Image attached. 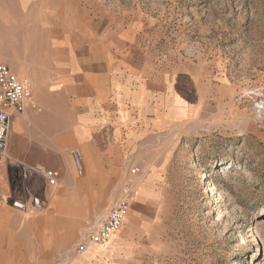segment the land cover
<instances>
[{"label": "rangeland", "instance_id": "rangeland-1", "mask_svg": "<svg viewBox=\"0 0 264 264\" xmlns=\"http://www.w3.org/2000/svg\"><path fill=\"white\" fill-rule=\"evenodd\" d=\"M10 5L62 7L68 27H111L143 64L144 88L152 81L160 87L163 116L176 98L178 124L133 145L120 167L112 204L125 181L132 204L106 264H264V120L255 121L252 109L264 93V0H0L4 55L24 47L23 40L17 46L2 39L12 27L1 15ZM0 62L11 68L1 55ZM2 161L4 249L12 235L23 239L28 215L44 210H17L14 202L41 195L46 179L8 150ZM111 206L80 223L75 238ZM75 238L44 264H76L83 255L73 251Z\"/></svg>", "mask_w": 264, "mask_h": 264}, {"label": "crops", "instance_id": "crops-1", "mask_svg": "<svg viewBox=\"0 0 264 264\" xmlns=\"http://www.w3.org/2000/svg\"><path fill=\"white\" fill-rule=\"evenodd\" d=\"M1 15L12 26L2 39H15L17 46L23 40L24 47L0 55L20 79L32 84L39 105L37 111L9 110V154L22 163L61 169L63 185L46 181L41 195L30 192L29 201L16 200L27 206H13L17 210H36L35 197L45 206L40 214L26 217L18 234L23 239L12 235L8 248L0 244V264H44L43 259L64 248L69 237L75 238L80 223L111 206L120 167L133 145L143 146L163 125L178 124L177 101L172 97V110L161 114L160 87L152 81L144 88L143 64L116 41L107 25L102 31L90 23L68 27L63 8L56 6L10 5ZM184 105L190 111L189 104ZM75 148L84 156L80 176L69 168ZM4 164L0 159V166ZM118 233L76 264H106L120 245Z\"/></svg>", "mask_w": 264, "mask_h": 264}, {"label": "built area", "instance_id": "built-area-1", "mask_svg": "<svg viewBox=\"0 0 264 264\" xmlns=\"http://www.w3.org/2000/svg\"><path fill=\"white\" fill-rule=\"evenodd\" d=\"M27 109L39 110V105L34 99L32 84L20 79L7 64L0 62V159L7 155L8 150L11 128L9 110L23 113ZM252 109L255 121L264 120V93L256 94ZM69 168L79 176L84 174V156L80 148H75L72 151ZM30 169L41 173L52 186L63 185V176L58 169L46 168L40 164L30 165ZM130 171L137 175L140 173V168L132 166ZM131 204V183L125 181L108 212L102 215L97 223L86 225L80 230L79 239L73 250L75 255H84L94 246L107 244L111 237L121 230ZM14 206L27 207L19 201H15ZM44 206L45 204L40 198L33 199L32 207L34 209L41 210ZM56 264H69V261L65 260Z\"/></svg>", "mask_w": 264, "mask_h": 264}, {"label": "bare ground", "instance_id": "bare-ground-1", "mask_svg": "<svg viewBox=\"0 0 264 264\" xmlns=\"http://www.w3.org/2000/svg\"><path fill=\"white\" fill-rule=\"evenodd\" d=\"M222 172H228V170H222Z\"/></svg>", "mask_w": 264, "mask_h": 264}]
</instances>
